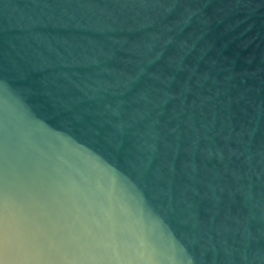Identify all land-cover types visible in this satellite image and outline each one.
<instances>
[{"label": "water", "instance_id": "95a60500", "mask_svg": "<svg viewBox=\"0 0 264 264\" xmlns=\"http://www.w3.org/2000/svg\"><path fill=\"white\" fill-rule=\"evenodd\" d=\"M0 264H264V0H0Z\"/></svg>", "mask_w": 264, "mask_h": 264}]
</instances>
